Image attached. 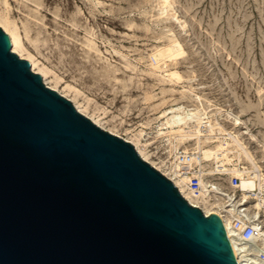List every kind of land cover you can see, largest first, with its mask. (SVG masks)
Returning a JSON list of instances; mask_svg holds the SVG:
<instances>
[{
    "label": "rangeland",
    "instance_id": "374dc122",
    "mask_svg": "<svg viewBox=\"0 0 264 264\" xmlns=\"http://www.w3.org/2000/svg\"><path fill=\"white\" fill-rule=\"evenodd\" d=\"M169 2L0 0V18L17 27L19 56L36 61L46 85L102 128L138 140L163 170L177 149L197 147L165 124L183 106L211 120L203 146L229 141L226 167L264 172V0ZM167 47L173 54L160 57ZM222 186L233 190L226 176Z\"/></svg>",
    "mask_w": 264,
    "mask_h": 264
},
{
    "label": "water",
    "instance_id": "95a60500",
    "mask_svg": "<svg viewBox=\"0 0 264 264\" xmlns=\"http://www.w3.org/2000/svg\"><path fill=\"white\" fill-rule=\"evenodd\" d=\"M0 264H239L224 221L45 84L0 26Z\"/></svg>",
    "mask_w": 264,
    "mask_h": 264
},
{
    "label": "bare ground",
    "instance_id": "6f19581e",
    "mask_svg": "<svg viewBox=\"0 0 264 264\" xmlns=\"http://www.w3.org/2000/svg\"><path fill=\"white\" fill-rule=\"evenodd\" d=\"M163 10L168 9L171 5L169 0H162ZM167 11V10H166ZM0 24L7 30V32L10 35L11 42H12V49L13 51L17 52L20 56H23L22 53V43L20 34L17 31V27H13L9 25L7 22H5L3 19L0 18ZM180 46V45H178ZM175 50V47H167L162 48L159 50L158 54L160 57L167 53L168 55H172ZM160 57L158 58L157 55L155 56V62L154 65L158 66L160 63ZM33 66V69L36 70V61L30 57L28 58ZM37 71V70H36ZM42 73L43 75L46 74L44 70L38 71ZM173 76L180 78V74L177 71H171L170 72ZM55 89V88H54ZM200 98L201 96L198 95ZM77 106V105H76ZM77 108L79 111L83 112L82 109H80L78 106ZM84 113V112H83ZM202 111L199 109L195 111H189L185 110L183 106H177L174 107L172 110L167 112L165 124L169 128V132L172 134H175V139L180 142H183L185 139H197V148L202 153L201 158H199V163H204V161H209L214 159L215 162H222V163H214L213 168L209 171V173L216 172L217 169H223V170H230V168L226 167V163H224L223 159H228L227 151H228V145L229 141H222L215 146H203L202 143L207 140H202L201 135H203V129L202 125H206L210 130L213 131V125L211 123L210 119L205 120V116L203 115ZM231 116L235 119L234 121L236 123H241V119L238 115L230 113ZM97 123V122H96ZM206 131V130H204ZM209 131V132H210ZM236 138H238V134L234 135ZM132 143L135 144L137 150L142 155V157L146 160H148L150 163H152L155 167H157L160 170H163L159 165L156 164L155 161L150 160L149 154L145 151V149L140 145L138 140H131ZM176 143V146L178 145ZM235 167V166H234ZM261 168L256 167L252 170H248L247 167L238 168L235 167L231 169L233 173L238 174L241 177V187L244 189V193L242 195V199L238 201V203H246L248 200V191L255 189L258 186H262L261 181H257L253 177H245V172L254 173L255 176L259 179L261 178L260 173ZM176 184L178 185L181 193L191 202L195 203L196 205H201L206 213L214 212L220 215L224 221L227 234L231 240V243L233 245V249L236 255V258L238 260L239 264H264V257L260 254L261 252H264V226L261 228V231L259 234L253 235L252 239L254 241V248L247 247V243L245 241L240 240V238L237 235V232H235L232 228L233 218L236 216V203H234L235 200L233 196L232 191L226 190L222 185H218L216 183H211L212 189L209 188L208 182L203 180V186L205 188V191L203 195L200 197L199 195H195L187 185L186 179H176ZM215 193V199H213V194ZM227 201H229L227 203ZM200 203V204H199ZM262 204L261 200H258L257 205L260 207ZM257 218H261L260 212H257L255 215ZM256 241V242H255Z\"/></svg>",
    "mask_w": 264,
    "mask_h": 264
},
{
    "label": "built area",
    "instance_id": "2783aa9c",
    "mask_svg": "<svg viewBox=\"0 0 264 264\" xmlns=\"http://www.w3.org/2000/svg\"><path fill=\"white\" fill-rule=\"evenodd\" d=\"M202 153L197 149V147L182 148L177 149L174 152V158L169 164L165 166L164 170H161L166 176H168L175 184L176 179H186L188 188L200 197L203 195L205 188L203 186V180L208 182L211 190V183H216L222 185V180L224 176L227 177L230 187L233 189V196L236 203V216L233 218L232 228L237 232L240 240L247 243V247L254 248V241L252 239L253 235L259 234L261 228L264 226V175L261 178H257L254 173L245 172V177H253L257 181H261L262 186H258L255 189L248 191V200L246 203H238L242 199L244 189L241 187V177L233 173L230 170L217 169L214 173H209L210 170L206 167L207 163H199V158H201ZM160 170V169H159ZM261 174H264L262 169ZM177 185V184H176ZM178 186V185H177ZM179 188V187H178ZM213 199L216 198L215 193L212 192ZM258 200L262 201L261 206L257 205ZM229 201H227L228 203ZM199 206L204 212V208ZM200 204V203H199ZM260 212L261 218H257L255 215ZM214 212L206 213L209 215ZM256 242V241H255ZM264 257V252L260 253Z\"/></svg>",
    "mask_w": 264,
    "mask_h": 264
}]
</instances>
